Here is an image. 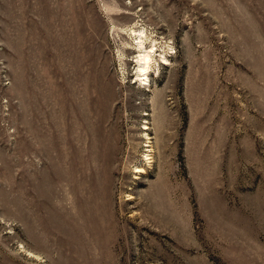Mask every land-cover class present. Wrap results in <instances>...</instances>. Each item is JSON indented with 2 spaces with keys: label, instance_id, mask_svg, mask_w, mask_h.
Masks as SVG:
<instances>
[{
  "label": "rangeland",
  "instance_id": "obj_1",
  "mask_svg": "<svg viewBox=\"0 0 264 264\" xmlns=\"http://www.w3.org/2000/svg\"><path fill=\"white\" fill-rule=\"evenodd\" d=\"M0 264H264V0H0Z\"/></svg>",
  "mask_w": 264,
  "mask_h": 264
},
{
  "label": "bare ground",
  "instance_id": "obj_2",
  "mask_svg": "<svg viewBox=\"0 0 264 264\" xmlns=\"http://www.w3.org/2000/svg\"><path fill=\"white\" fill-rule=\"evenodd\" d=\"M131 36L135 37V46L137 48L138 56H137V65H138V78L141 81V85L148 86L150 83V75L149 72L153 68V63H156L157 60H155L156 53L158 52L156 50V40L149 37L144 30L140 31H132ZM163 60L167 61V59L163 58V52L160 54ZM145 130H148L146 127ZM148 138L149 135L146 134ZM150 140V139H149ZM151 143V142H149ZM149 148H153V146L150 144L147 146ZM153 150L150 149L149 152H152ZM152 158L150 157L148 161H150ZM138 173H143V168H137L136 169Z\"/></svg>",
  "mask_w": 264,
  "mask_h": 264
}]
</instances>
